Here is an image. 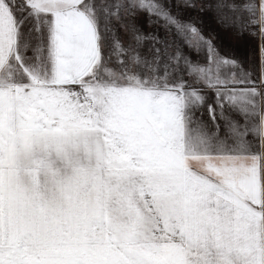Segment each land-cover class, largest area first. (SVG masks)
<instances>
[{"label": "snow or ice", "instance_id": "snow-or-ice-1", "mask_svg": "<svg viewBox=\"0 0 264 264\" xmlns=\"http://www.w3.org/2000/svg\"><path fill=\"white\" fill-rule=\"evenodd\" d=\"M171 7L0 0V264H264V0L259 86Z\"/></svg>", "mask_w": 264, "mask_h": 264}, {"label": "rangeland", "instance_id": "rangeland-1", "mask_svg": "<svg viewBox=\"0 0 264 264\" xmlns=\"http://www.w3.org/2000/svg\"><path fill=\"white\" fill-rule=\"evenodd\" d=\"M170 2L172 4L171 12L173 14L178 16L182 22L191 23L197 27L206 39L211 40L221 56L236 60L241 65L243 71L250 74L251 79L257 84L258 35H250L248 30L241 34L235 27L226 28L219 23L218 16L220 13H218L215 7L217 0H193L195 4L194 8L178 6L180 0H170ZM228 2H233V0H228ZM138 24L145 34L155 32L169 42L175 39L174 36L168 34L159 25L150 27L146 15L142 14L139 16ZM119 36L124 45L127 46L128 37L123 31H120ZM148 46L146 42L144 48L141 49L142 53L147 50ZM177 46H180L179 43H177ZM182 50L193 61L199 62L200 64L206 63V47L201 49L199 54L187 47H183ZM173 51L174 49H169L170 53ZM185 79L188 78L185 77Z\"/></svg>", "mask_w": 264, "mask_h": 264}, {"label": "crops", "instance_id": "crops-1", "mask_svg": "<svg viewBox=\"0 0 264 264\" xmlns=\"http://www.w3.org/2000/svg\"><path fill=\"white\" fill-rule=\"evenodd\" d=\"M261 47V40L259 39L258 36V46H257V58H258V62H257V84L256 86H259V80H260V75H261V62H260V49ZM203 92H208L205 93V95H207L209 98H211L212 93L210 91H208L207 89H202ZM204 118L207 119V112H205L204 114Z\"/></svg>", "mask_w": 264, "mask_h": 264}]
</instances>
